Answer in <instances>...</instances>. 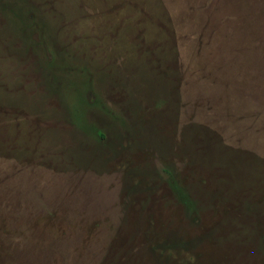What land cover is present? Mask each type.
Here are the masks:
<instances>
[{
  "label": "rangeland",
  "instance_id": "1",
  "mask_svg": "<svg viewBox=\"0 0 264 264\" xmlns=\"http://www.w3.org/2000/svg\"><path fill=\"white\" fill-rule=\"evenodd\" d=\"M17 1L0 264H264V0Z\"/></svg>",
  "mask_w": 264,
  "mask_h": 264
},
{
  "label": "trees",
  "instance_id": "2",
  "mask_svg": "<svg viewBox=\"0 0 264 264\" xmlns=\"http://www.w3.org/2000/svg\"><path fill=\"white\" fill-rule=\"evenodd\" d=\"M6 1H9V0H6ZM11 1V0H10ZM15 2L18 3L17 0H15ZM17 3L16 4H13V2L11 3L12 4V8H6L4 7L3 5L1 6V8L3 9V11L1 12H5L7 14H9V20L7 22H19L18 24V34H20L22 37L21 38H27L28 36V31H32L31 27H29L27 25V16L26 14L24 13V11H17ZM0 8V9H1ZM22 22V23H21ZM25 25V28H19L20 26ZM16 27V26H15ZM14 27V29H15ZM15 31V30H14ZM173 179V178H172ZM171 179V188L172 190H174L173 192L175 193L176 195V198L179 199V201L182 203V205L184 206L185 210L187 213L190 214V216H194L197 212L196 208H195V203L191 200V198L188 196L187 193H185L179 186L176 185V183L174 182V180ZM179 247H182L180 244H178Z\"/></svg>",
  "mask_w": 264,
  "mask_h": 264
}]
</instances>
